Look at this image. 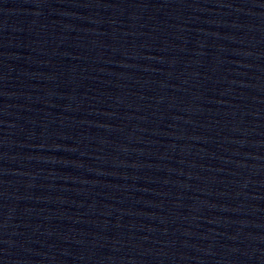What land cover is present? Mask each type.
Listing matches in <instances>:
<instances>
[{"label":"water","instance_id":"95a60500","mask_svg":"<svg viewBox=\"0 0 264 264\" xmlns=\"http://www.w3.org/2000/svg\"><path fill=\"white\" fill-rule=\"evenodd\" d=\"M0 264H264V0H0Z\"/></svg>","mask_w":264,"mask_h":264}]
</instances>
